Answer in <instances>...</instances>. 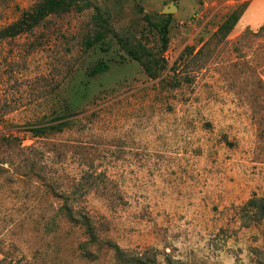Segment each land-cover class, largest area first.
<instances>
[{
  "label": "rangeland",
  "instance_id": "rangeland-1",
  "mask_svg": "<svg viewBox=\"0 0 264 264\" xmlns=\"http://www.w3.org/2000/svg\"><path fill=\"white\" fill-rule=\"evenodd\" d=\"M38 1L0 0V29ZM91 3L0 40V264H264V11ZM96 14L109 33L87 49Z\"/></svg>",
  "mask_w": 264,
  "mask_h": 264
},
{
  "label": "trees",
  "instance_id": "trees-1",
  "mask_svg": "<svg viewBox=\"0 0 264 264\" xmlns=\"http://www.w3.org/2000/svg\"><path fill=\"white\" fill-rule=\"evenodd\" d=\"M92 8L91 0H39L31 8L23 11L17 21L14 23L0 29V40L6 38H12L22 33L31 31L32 29L40 26L43 21L50 15H60L69 13L71 11L82 12ZM244 13V8H234L219 25L217 30L213 33V37L223 40L225 39L230 32L233 30L237 22L240 20L241 16ZM94 22L96 29L92 34L88 35L83 42L85 48L90 49L96 45L101 44L105 41L107 34L109 33L108 29L105 27L106 21L101 17V15H94ZM158 33L161 41L163 50L166 48L168 43V33H169V17H164L160 23L157 25ZM264 30V24L260 28ZM192 50L188 49L185 55H191ZM128 53L134 58L139 60V55L148 56V52L144 48L134 47L128 49ZM104 65H100L99 70H104ZM148 75L154 77L155 75L150 71L149 67H146ZM61 126L58 127H49L41 129H32L31 132L34 136L44 135L48 131H59ZM253 209H255L261 216H264V199L253 198L248 201ZM80 222L83 226L86 227V230L93 236V229L89 223V218L86 215H79ZM131 262L138 264L142 257L139 256L132 257Z\"/></svg>",
  "mask_w": 264,
  "mask_h": 264
},
{
  "label": "water",
  "instance_id": "water-1",
  "mask_svg": "<svg viewBox=\"0 0 264 264\" xmlns=\"http://www.w3.org/2000/svg\"><path fill=\"white\" fill-rule=\"evenodd\" d=\"M176 7L173 3H171L170 5H168L167 7H165L163 9V14L168 17L170 13H172L173 11H176Z\"/></svg>",
  "mask_w": 264,
  "mask_h": 264
},
{
  "label": "crops",
  "instance_id": "crops-1",
  "mask_svg": "<svg viewBox=\"0 0 264 264\" xmlns=\"http://www.w3.org/2000/svg\"><path fill=\"white\" fill-rule=\"evenodd\" d=\"M252 4L254 7H257V6L258 8L260 7L259 10L264 11V0H253Z\"/></svg>",
  "mask_w": 264,
  "mask_h": 264
}]
</instances>
